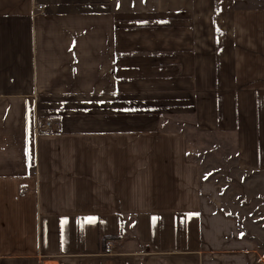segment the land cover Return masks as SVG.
<instances>
[{
  "label": "crops",
  "instance_id": "crops-1",
  "mask_svg": "<svg viewBox=\"0 0 264 264\" xmlns=\"http://www.w3.org/2000/svg\"><path fill=\"white\" fill-rule=\"evenodd\" d=\"M151 6L0 0V264H264L161 128L264 171V0Z\"/></svg>",
  "mask_w": 264,
  "mask_h": 264
},
{
  "label": "rangeland",
  "instance_id": "rangeland-1",
  "mask_svg": "<svg viewBox=\"0 0 264 264\" xmlns=\"http://www.w3.org/2000/svg\"><path fill=\"white\" fill-rule=\"evenodd\" d=\"M151 2L154 0H115V8L145 10L151 9ZM48 122L52 128L53 123ZM196 122L193 116L179 113L163 121L161 128L176 125L187 130L188 155L199 162L203 181L213 185L210 200H216V205L236 220L241 233L264 254V171H248L240 166L234 134L206 131Z\"/></svg>",
  "mask_w": 264,
  "mask_h": 264
},
{
  "label": "built area",
  "instance_id": "built-area-1",
  "mask_svg": "<svg viewBox=\"0 0 264 264\" xmlns=\"http://www.w3.org/2000/svg\"><path fill=\"white\" fill-rule=\"evenodd\" d=\"M38 8H39L40 10H42V9H43V6L40 5ZM50 126H51V123H50V122H47V123H43V124H41V125L38 127V129L41 130V131H47V130L50 129ZM108 252H109V253H112V252H113V248H112V247H109Z\"/></svg>",
  "mask_w": 264,
  "mask_h": 264
},
{
  "label": "trees",
  "instance_id": "trees-1",
  "mask_svg": "<svg viewBox=\"0 0 264 264\" xmlns=\"http://www.w3.org/2000/svg\"><path fill=\"white\" fill-rule=\"evenodd\" d=\"M107 242H108V241H107V239H106V240L104 241V244L107 245Z\"/></svg>",
  "mask_w": 264,
  "mask_h": 264
}]
</instances>
